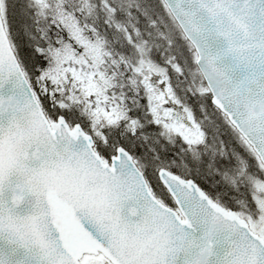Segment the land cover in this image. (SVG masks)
Instances as JSON below:
<instances>
[{
    "label": "snow or ice",
    "instance_id": "1",
    "mask_svg": "<svg viewBox=\"0 0 264 264\" xmlns=\"http://www.w3.org/2000/svg\"><path fill=\"white\" fill-rule=\"evenodd\" d=\"M0 264H264V0H0Z\"/></svg>",
    "mask_w": 264,
    "mask_h": 264
}]
</instances>
